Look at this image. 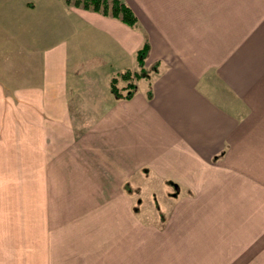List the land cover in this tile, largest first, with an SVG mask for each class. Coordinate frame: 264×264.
<instances>
[{
	"label": "crops",
	"instance_id": "0c3cea01",
	"mask_svg": "<svg viewBox=\"0 0 264 264\" xmlns=\"http://www.w3.org/2000/svg\"><path fill=\"white\" fill-rule=\"evenodd\" d=\"M122 1L0 0V264H264V0Z\"/></svg>",
	"mask_w": 264,
	"mask_h": 264
},
{
	"label": "trees",
	"instance_id": "16d2710c",
	"mask_svg": "<svg viewBox=\"0 0 264 264\" xmlns=\"http://www.w3.org/2000/svg\"><path fill=\"white\" fill-rule=\"evenodd\" d=\"M74 3L81 8L117 18L132 28L138 25L137 16L122 0H77ZM149 50L150 45L146 42L137 53V61L140 70H126L112 78L111 92L116 99L130 100L134 97L137 87L136 81L145 77V61L148 57ZM121 82L125 84L120 86Z\"/></svg>",
	"mask_w": 264,
	"mask_h": 264
},
{
	"label": "rangeland",
	"instance_id": "374dc122",
	"mask_svg": "<svg viewBox=\"0 0 264 264\" xmlns=\"http://www.w3.org/2000/svg\"><path fill=\"white\" fill-rule=\"evenodd\" d=\"M76 1L77 0H65V2L67 4H70V5L75 6V7H79L74 3ZM41 56L42 55H40V60H41ZM256 57H258V59ZM248 58L249 59L255 58L254 60L257 61L256 63L258 64L259 67H261L255 71H252V73L254 74L253 77H259L261 75L264 77V54L255 55V57L249 56ZM253 61H252V63H253ZM247 64H251V62L249 63V61H248ZM138 70H140V66H138V68H136V70H131V71H138ZM151 75H152V70L146 69L145 70V78H148ZM124 84L125 83L121 82L120 86H122ZM167 189H169V188H167ZM163 192L164 191H162V204H164L163 202H165V201L166 202L168 201V204H169V202L171 201L170 198L173 196V191L171 194H169V196L168 195L165 196V194H167V192L166 193H163ZM145 193H147L146 190H145V192L138 191V190L136 191V197H135L136 211L140 210V212H136V216L141 221H145V222L153 221L154 223L159 224L161 221V217L166 218V216H165V214H162L163 216L161 214H158V212H159L158 207L160 208V206L158 204V202H159L158 198L157 197L156 198L155 197H149V195L145 194ZM144 211L147 214V216L144 215ZM164 212H166V211H164Z\"/></svg>",
	"mask_w": 264,
	"mask_h": 264
}]
</instances>
